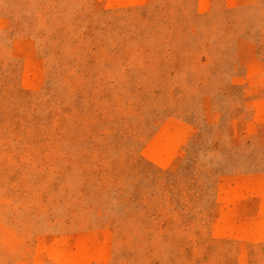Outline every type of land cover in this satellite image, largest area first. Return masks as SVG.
<instances>
[{"label":"rangeland","instance_id":"374dc122","mask_svg":"<svg viewBox=\"0 0 264 264\" xmlns=\"http://www.w3.org/2000/svg\"><path fill=\"white\" fill-rule=\"evenodd\" d=\"M0 264H264V0H0Z\"/></svg>","mask_w":264,"mask_h":264},{"label":"crops","instance_id":"0c3cea01","mask_svg":"<svg viewBox=\"0 0 264 264\" xmlns=\"http://www.w3.org/2000/svg\"><path fill=\"white\" fill-rule=\"evenodd\" d=\"M262 173H256V172H251V173H247V174H238L236 176H245V177H249V176H253V175H261ZM262 187V186H261ZM263 188V187H262Z\"/></svg>","mask_w":264,"mask_h":264}]
</instances>
